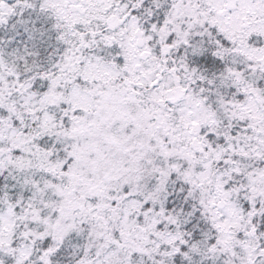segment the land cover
<instances>
[{
  "label": "snow or ice",
  "instance_id": "1",
  "mask_svg": "<svg viewBox=\"0 0 264 264\" xmlns=\"http://www.w3.org/2000/svg\"><path fill=\"white\" fill-rule=\"evenodd\" d=\"M0 264H264V0H0Z\"/></svg>",
  "mask_w": 264,
  "mask_h": 264
}]
</instances>
